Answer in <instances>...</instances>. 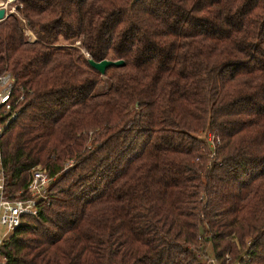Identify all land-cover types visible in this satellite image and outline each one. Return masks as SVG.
<instances>
[{"label":"trees","instance_id":"obj_1","mask_svg":"<svg viewBox=\"0 0 264 264\" xmlns=\"http://www.w3.org/2000/svg\"><path fill=\"white\" fill-rule=\"evenodd\" d=\"M14 3L7 191L55 178L7 264H264V0Z\"/></svg>","mask_w":264,"mask_h":264},{"label":"built area","instance_id":"obj_2","mask_svg":"<svg viewBox=\"0 0 264 264\" xmlns=\"http://www.w3.org/2000/svg\"><path fill=\"white\" fill-rule=\"evenodd\" d=\"M13 79L8 71L0 74V135L9 119L14 116L11 107V91ZM71 163V160L67 162ZM29 175L24 187L15 192L7 191L5 172L0 149V264H7V256L3 245L8 235L19 226L26 216H37L41 202H48L51 194V184L54 180L47 168L37 163L29 168ZM201 255V254H200ZM226 261L229 255L226 254ZM207 264H221L218 259L203 256Z\"/></svg>","mask_w":264,"mask_h":264},{"label":"rangeland","instance_id":"obj_3","mask_svg":"<svg viewBox=\"0 0 264 264\" xmlns=\"http://www.w3.org/2000/svg\"><path fill=\"white\" fill-rule=\"evenodd\" d=\"M5 3V4H4ZM3 4H4V6H3ZM0 6H2V7H6V11L7 12H11V11H13V12H16V10H15V3H14V0H0ZM26 27V26H25ZM26 29V33H27V35H28V37H29V39H34L35 38V36H34V34L32 33V31L30 30V29H28V28H25ZM72 43H74V44H76V45H79V47H80V44H79V40H76V39H73L72 40ZM81 49H82V51L83 52H85L84 50H83V48L82 47H80ZM85 55L86 56H88V54L85 52ZM106 87V81L105 80H103L99 85H98V88H105ZM211 145H212V143H211ZM69 161V160H68ZM67 161V162H68ZM72 161V160H71ZM66 162V163H67ZM201 255H203V256H208V257H213V255H214V251L212 250V247H211V245H210V243L207 245L206 244V247H205V249H201V251L199 252ZM215 256V255H214ZM225 258H226V256H225ZM229 258H230V256H229ZM201 259L202 260H204L205 259V257H201ZM230 262H231V260H227L226 261V264H230Z\"/></svg>","mask_w":264,"mask_h":264},{"label":"water","instance_id":"obj_4","mask_svg":"<svg viewBox=\"0 0 264 264\" xmlns=\"http://www.w3.org/2000/svg\"><path fill=\"white\" fill-rule=\"evenodd\" d=\"M8 12L6 9L2 6H0V20L4 19ZM89 64L94 67L96 70H98L101 74L105 73V70L110 65H116L120 66L124 64V60L121 58L118 59H111V58H103L101 60H94L91 57H88Z\"/></svg>","mask_w":264,"mask_h":264},{"label":"bare ground","instance_id":"obj_5","mask_svg":"<svg viewBox=\"0 0 264 264\" xmlns=\"http://www.w3.org/2000/svg\"><path fill=\"white\" fill-rule=\"evenodd\" d=\"M5 4V3H4ZM4 4H3V6H4ZM5 9H6V7H4Z\"/></svg>","mask_w":264,"mask_h":264}]
</instances>
